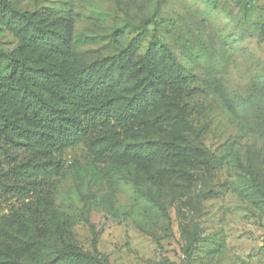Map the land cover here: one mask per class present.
<instances>
[{
	"label": "rangeland",
	"instance_id": "1",
	"mask_svg": "<svg viewBox=\"0 0 264 264\" xmlns=\"http://www.w3.org/2000/svg\"><path fill=\"white\" fill-rule=\"evenodd\" d=\"M8 1L70 39L54 52L0 18V49L34 87L52 96L44 70L73 74L131 43L113 85L120 103L140 99L2 202L0 264H264V0ZM12 92L0 83V111L33 127ZM28 153L0 138L2 167Z\"/></svg>",
	"mask_w": 264,
	"mask_h": 264
},
{
	"label": "trees",
	"instance_id": "2",
	"mask_svg": "<svg viewBox=\"0 0 264 264\" xmlns=\"http://www.w3.org/2000/svg\"><path fill=\"white\" fill-rule=\"evenodd\" d=\"M0 18L5 26L28 36L39 46L60 53L69 47L65 28L42 23L34 14L17 10L8 0H0ZM130 45L108 58L109 61L91 62L73 74L44 70V83L52 96L32 85L24 58L0 49V56L5 61L0 81L11 88V94L34 125L24 127L0 111V138L13 148L29 150L27 156L18 161L13 159L6 167L0 163V211L7 197L27 196L39 184L58 175L63 167L65 149L89 136L100 135L110 127L120 126L133 116L139 106V94L122 104L113 85L114 76H121L128 66L123 62L124 58H132ZM152 55L149 48L141 62H151L148 60ZM168 57V62L174 64L172 57ZM146 68L150 81L145 82L143 89L151 91L153 67L148 64ZM182 148L186 150L188 146ZM190 248L191 244L185 249L189 257ZM100 262L111 264L105 257Z\"/></svg>",
	"mask_w": 264,
	"mask_h": 264
}]
</instances>
